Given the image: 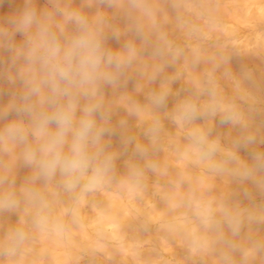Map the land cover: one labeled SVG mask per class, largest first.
<instances>
[{"label": "clouds", "instance_id": "obj_1", "mask_svg": "<svg viewBox=\"0 0 264 264\" xmlns=\"http://www.w3.org/2000/svg\"><path fill=\"white\" fill-rule=\"evenodd\" d=\"M11 4L0 0V7ZM109 9L124 12L123 29L112 23ZM183 26L190 39L199 41L211 23ZM122 35L130 38L112 47L109 41L119 42ZM145 53L159 61L148 77L153 82L185 56L157 26L150 0H87L78 7L66 0H46L43 7L38 0H23L0 20V97L8 95L6 103L0 102V154L13 155L30 170L18 192L11 187L10 170L0 171V212L23 207L28 214L0 239V258L7 264H15L38 236L66 237L78 225L88 196L113 189L140 195L149 173L168 178L162 193L167 219L160 226L181 235L191 256L214 254L216 264H264V134L253 123L260 103L256 71L246 65L237 72L225 67L223 76L233 84L226 94L216 73L231 56L192 48L193 72L202 61L211 67L190 77L187 95L168 112L183 140L173 148L181 164L173 174L154 158L163 129L158 117L144 130L147 144L123 135L121 150L113 148L112 137L127 122L113 123L107 90L125 87ZM164 79L171 83L176 77ZM170 92L151 90L145 105L128 98L124 107L129 116H139L145 107L167 111ZM217 119L237 133L227 147L214 136ZM129 150L132 156L121 172L117 162ZM190 168L202 170L205 178L194 180ZM218 177L236 189L215 194ZM65 200L58 211L56 204Z\"/></svg>", "mask_w": 264, "mask_h": 264}, {"label": "rangeland", "instance_id": "obj_2", "mask_svg": "<svg viewBox=\"0 0 264 264\" xmlns=\"http://www.w3.org/2000/svg\"><path fill=\"white\" fill-rule=\"evenodd\" d=\"M66 2H70L73 6L78 7L86 5L87 0H66ZM150 2L156 9L157 26L164 30V33H166L167 38L170 41L184 49L185 56L165 69L167 75L164 73L162 77L153 82L150 81L148 77L155 64L159 61L154 60L150 54L145 53L142 57L139 69L131 74L127 85L116 92H113L111 89L107 90V98L112 104L114 110L113 123L118 124L121 119L126 120L127 122L126 127L124 129H120L117 136L112 137L113 148L115 150H121L122 145L120 137L123 135L134 136L137 142L147 144L148 141L143 135L144 130L154 118L158 117L163 124V129L160 136L161 147L156 153L157 155H165L167 154L168 146L170 144L172 145L174 143L173 141H175V137L173 135L176 132V127L168 118V112L175 107V104L179 99L187 95L190 77L194 74L202 73L204 70L211 67L210 63L202 61L196 69V72H193L190 63L191 50L193 47L198 45L206 55L225 52L231 56L230 63L227 66H222V68L216 73L226 94H231L233 84L231 80L223 76L225 67H230L233 72H237L241 65H246L256 71L257 77L261 81H259L260 89L261 86L264 85V80H261L264 79V18H261V16H264V0H150ZM256 2L259 4L257 3L258 5H256ZM22 3L23 0H12L11 5L0 7V20L6 18L8 15H11L14 11L22 7ZM45 4L46 0H38V7H43ZM241 5L242 19L238 17V10ZM256 8L259 9V11H257ZM85 11H95V8L88 9L85 7ZM108 11L112 16V23L123 29L126 24L124 12L119 9H109ZM246 11H250V13H245ZM252 12H254V14L256 13V15L251 18ZM254 14L252 16H254ZM247 15L250 16L247 17ZM205 21H210L211 28H205L202 38L199 41L190 39L187 36V29L183 25L190 22L203 26ZM164 25L167 26L165 27ZM170 30L173 32H170ZM128 38H130V36L122 35L119 43L116 40H110L109 43L112 47L116 44L115 48H119L121 43ZM144 71L148 73L145 74L146 72ZM164 77H176V79L169 83L164 79ZM162 87L170 88L171 90L167 104H171V102L173 103L169 106L167 105V108L170 107L168 111L161 110L154 112L151 108L146 110L145 108L148 107H145L142 111L143 116L137 117L129 116L124 110V105L127 103L128 98L133 100L138 99L139 101L137 100V102H142L141 104L145 105L148 92L151 90L159 91ZM262 88H264V86H262ZM5 93H7V89H5ZM7 100V94L0 97V102L6 103ZM120 108L121 110H119ZM122 110L125 111L124 114L121 112ZM165 116H167V118ZM216 123L219 128L221 127L220 130L223 128L224 131L223 133L222 130H218L219 133L217 134L221 137V139L224 137L223 139L226 140L227 144H230V139L236 135V131L232 130L233 133L230 132L229 127L220 125L218 119ZM168 127H170L169 131ZM172 132L174 133L172 134ZM222 133L224 135H222ZM228 133L231 135L233 134L231 138L227 136L229 135ZM172 139L173 141L170 143ZM260 148L264 149V145H260ZM240 155L242 157L247 156L243 153V151ZM131 156L132 153L131 150H129L126 156H122L120 158L117 162L119 171L123 172V162ZM5 169L10 170V179L14 180V184H12L11 187L18 192L20 187L24 184L26 177L30 174V170L24 168L13 155L0 154V171H4ZM148 175V181L155 179L151 178L152 176L157 179V176L151 173ZM217 180L218 179L213 181L215 184L214 192L217 195L230 194L237 187L234 183L227 184L223 180H218V183ZM51 191L53 190L49 189V192ZM106 192L109 193V191H105V193ZM159 197V191L155 190L152 193L145 190L140 195H137L139 200H143L147 203L149 202L151 205H157ZM88 198L89 199L86 202L87 204L99 206L102 203L95 194L88 196ZM240 199L242 201V196ZM63 204L66 205V202L56 204L58 211L62 208ZM27 215L28 214L23 207L16 212H0V239L4 238L9 229L18 226L21 218L27 219ZM144 217L145 216L141 214H137L136 220H139V222L142 223ZM153 221L148 223H152L154 228L144 230L141 237L138 238L140 240L137 239V241L133 244V246L137 248L136 251H140L138 252L140 253L139 259L131 257L132 251L130 250L129 252L127 249H122L120 251L122 254L120 255L119 252H111L110 248L116 246L112 245V243H108L105 238L99 236H97V243L91 252L74 249L76 252L74 255H68L67 252L65 256L62 251L49 254L51 253V250H54L51 248L53 246V240H50L51 244L49 243L50 249L48 250L50 251H46V245H41L40 243L42 237L38 236L30 245L27 246L25 252L18 256V262L17 258L15 259V264H216L217 257L214 254L205 255L203 257L191 256L181 235L170 233L165 229H157L156 224L158 219H155V222ZM85 228L89 230V227L86 226ZM125 241H115V245L120 248L124 247L127 244ZM125 250L126 252H124ZM31 251L34 252V254L31 253ZM29 255L32 259H34V261H20L22 258L24 260H30L31 258ZM0 264H7V261L4 258H0Z\"/></svg>", "mask_w": 264, "mask_h": 264}, {"label": "bare ground", "instance_id": "obj_3", "mask_svg": "<svg viewBox=\"0 0 264 264\" xmlns=\"http://www.w3.org/2000/svg\"><path fill=\"white\" fill-rule=\"evenodd\" d=\"M257 3L258 2H256V5L259 4V3L258 4ZM251 5L253 6L252 3H251ZM259 9H260V7H259ZM259 9H257V11H259ZM238 11H239L238 17H240L242 19V5H241V7H239ZM257 11H256V13H257ZM248 12L250 13V11H246L245 13H248ZM254 12H252L251 18L255 17L256 13L254 14ZM253 14H254V16H252ZM248 16H250V15H247V17ZM260 16H261V14H260ZM261 18H264V16H261ZM170 23H171V21H170ZM169 26H171V25H169ZM163 32H164V30H163ZM170 32H173V31L170 30ZM115 46H116V44H115ZM144 72H146V71H144ZM147 73L148 72H146L145 74H147ZM164 73L167 75L166 71ZM261 80H264V79H261ZM262 86H264V85H262ZM262 86H261V89H259L257 91V93H256L260 103L258 104V111L253 114V123H254V126L260 128L261 133L264 134V94H262V93H264V88H262ZM172 103L173 102H171V104ZM174 103H176V102H174ZM171 104L169 103L167 105L169 106ZM121 106H123V105H121ZM121 108H123V107H121ZM121 108L119 110H121ZM169 108H167V111L169 110ZM145 109L147 110L149 108H145ZM124 110L126 111V109H124ZM124 110L121 111V112H123V114L125 112ZM140 116H143V113H142V115L140 114L139 117ZM165 117L167 118V116H165ZM214 128H215V131H214V136H215V135H218L217 134V133H219L218 130H220V128H221V127L220 128L218 127L216 121L214 122ZM169 129H170V127H168V131H169ZM221 130L224 133L223 128ZM230 132H232V131H230ZM173 133L174 132H172V134ZM223 133H222V135H224ZM235 134H237V133H235ZM230 135L231 134H229L227 136L229 138H231L233 134L231 136ZM173 136L175 137V139H174L175 141H173V139H172L170 141V143L172 141L174 143L172 145L170 144L169 146L167 145L168 146L167 154H165V155L164 154L163 155H157V153H155L156 156L155 155L154 156H155V159H157L162 165H166L168 167L170 173L174 174L177 170L180 169L181 164H180L179 160L177 159L173 148L177 144H182L183 140H182V136L178 134V130L177 129H176V132L174 133ZM223 138L224 137H222V139H221V143L225 147H227L229 144H227L226 140L223 139ZM164 142H165V140H164ZM144 144H146V143H144ZM166 144H168V143H166ZM166 144H165V146H166ZM167 149H165V150H167ZM162 151H164V150H162ZM243 153L247 155L246 152H243ZM245 158H247V156ZM188 171H189V174L193 177L194 180H196L198 178H200V179L205 178L204 172L202 170H200V169H191L190 168V169H188ZM151 178H155V179L151 180ZM151 178H150L151 181H148V187H147L146 190L151 192V193L154 190L155 191H159L160 197H159V200L157 201V205H155V204H154L155 206L151 205L149 202L147 203V202H144L143 200H139V198H137V196H130L126 192H119V191H117L115 189L109 191V193L106 192L108 194H106L105 192L96 193L95 195L98 196L99 201L102 202V203L100 202L101 204L99 206H96V205H93V204L92 205L87 204L86 202L89 199L87 197L85 202L79 208V223H78V225L74 226L71 229L70 233L64 238H61V239H55V238L46 239V238H42V240L40 241L41 245H46V248H47L46 251H50V250H48V249H50L49 243L51 244L50 240L51 241L53 240V246L51 248H53L54 250H51V253H49V254H53V253H55L57 251H62V252H64V255L67 252H68V255L69 254L70 255H74L76 253L74 251V249L83 250V251H90L91 252L93 250L94 246L97 243V241H96L97 240V236H99V237L105 238V240L108 243H112V245L116 246V247H111L110 248L111 252H113V253L119 252V255H120V254H122L120 252L122 249L123 250L127 249V250H129V252H130V250L132 251V256L131 257H135L136 259H139L140 258V255H139L140 253H138V252H140V251L137 252L136 251L137 248H135V246H133V244L137 241V239L139 237H141L142 232L144 230H149V229H153L154 228V225H152V223L150 224L148 222L153 221V220H154L153 222H155V219H158V222L156 221L157 222L156 226H157V229L161 230L163 228L160 225L163 223V221L165 219H167V217L164 215V213H165V205H164V203L162 201V193L167 190V188H165V187H167L168 178L164 177V176H157V179H156V177H153V176ZM216 179L223 180L225 183H227V184L230 183L231 184V182L227 178H219L218 177V178H215V180ZM218 180H217V182H218ZM220 182H222V181H220ZM155 197H157V196H155ZM261 199L262 198L259 195H257L256 202L259 203ZM64 202H66V201H64ZM242 203L244 205H248L249 201L245 200L242 197ZM64 206L65 205L63 204L62 207H64ZM60 207H61V205H60ZM137 214H141V215L145 216L144 220H142V223L139 222V220H136ZM85 225L87 227H89V230L85 228L86 227ZM138 240H140V239H138ZM115 241H117V242L125 241L127 244L124 247L120 248L117 245H115ZM116 244H120V243H116ZM124 252H126V250ZM31 253L34 254V252H32V251H31ZM30 258H31V256H30ZM22 259H20V261H34V259H32V258L30 260H26V259L22 260ZM17 262H18V257H17ZM15 263H16V261H15ZM22 264H27V263H22Z\"/></svg>", "mask_w": 264, "mask_h": 264}]
</instances>
